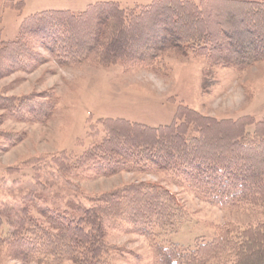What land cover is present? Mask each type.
Segmentation results:
<instances>
[{
	"label": "trees",
	"instance_id": "obj_1",
	"mask_svg": "<svg viewBox=\"0 0 264 264\" xmlns=\"http://www.w3.org/2000/svg\"><path fill=\"white\" fill-rule=\"evenodd\" d=\"M170 54L204 58L203 87L214 69L244 71L264 61V0H152L131 7L98 1L80 12L40 11L23 18L15 39L0 41V80L50 61L60 68L141 67L165 77L161 68ZM56 104L48 89L0 94V111L21 122L45 124ZM97 124L105 134L101 142L73 161L62 152L51 160L59 167V159L68 160L94 176L167 175L203 201L259 209L264 216V112L260 119H216L178 104L166 125L120 118ZM3 139L7 149L21 137ZM30 199L16 209L0 201V229L7 228L5 236L0 231V247L21 264H104L113 248L108 237L116 230L149 239L155 264H264V219L216 226L212 240H195L192 247L156 244L159 234L184 219L177 196L158 183L130 182L89 195L86 205L68 200L63 209L39 207L37 218L30 215Z\"/></svg>",
	"mask_w": 264,
	"mask_h": 264
},
{
	"label": "rangeland",
	"instance_id": "obj_2",
	"mask_svg": "<svg viewBox=\"0 0 264 264\" xmlns=\"http://www.w3.org/2000/svg\"><path fill=\"white\" fill-rule=\"evenodd\" d=\"M98 1H115L131 7L147 5L152 0H0V41L15 39L20 22L29 15L44 10L80 12ZM11 3L22 6H11ZM205 66L202 57L170 54L164 59L161 71L165 77H161L141 67L125 70L116 64L100 68L86 65L60 68L50 61L31 73L16 72L1 79L0 94L17 97L48 89L53 91L57 104L45 124L6 118L7 112L0 111L4 118L0 124V201L13 204L16 209L27 196L33 203L30 215L37 218L39 207L63 209L68 200L86 205L89 195L130 182L158 183L177 196L184 213L183 221L174 230L155 238V243L163 246L192 247L195 240H212L216 226H246L264 219L259 209L222 208L203 201L192 191L174 185L167 175L120 172L103 177L94 176L84 166L73 168L67 164L102 141L105 134L97 124L100 118H120L156 127L172 121L178 104L216 119L262 117L264 61L244 71L214 69L212 78L203 87ZM4 135L11 139L20 136L21 140L6 149L8 141L3 139ZM61 152L72 159L65 162L59 159L62 163L59 167L51 156ZM0 231L5 236L7 228L2 227ZM108 243L113 248L103 257L104 264H155L152 242L144 236L116 230L110 233ZM0 264L21 263L11 259L6 249L0 247Z\"/></svg>",
	"mask_w": 264,
	"mask_h": 264
},
{
	"label": "bare ground",
	"instance_id": "obj_3",
	"mask_svg": "<svg viewBox=\"0 0 264 264\" xmlns=\"http://www.w3.org/2000/svg\"><path fill=\"white\" fill-rule=\"evenodd\" d=\"M176 251V250H175Z\"/></svg>",
	"mask_w": 264,
	"mask_h": 264
}]
</instances>
